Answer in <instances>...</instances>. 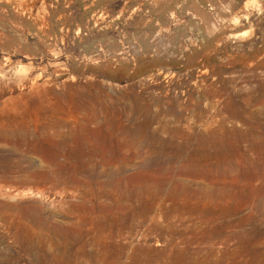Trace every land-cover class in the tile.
<instances>
[{"label": "rangeland", "instance_id": "374dc122", "mask_svg": "<svg viewBox=\"0 0 264 264\" xmlns=\"http://www.w3.org/2000/svg\"><path fill=\"white\" fill-rule=\"evenodd\" d=\"M175 252L264 264V0H0V264Z\"/></svg>", "mask_w": 264, "mask_h": 264}, {"label": "bare ground", "instance_id": "6f19581e", "mask_svg": "<svg viewBox=\"0 0 264 264\" xmlns=\"http://www.w3.org/2000/svg\"><path fill=\"white\" fill-rule=\"evenodd\" d=\"M137 147H140L139 149L138 148H136V152L138 153L139 151L141 152V151H144V152H148V153H150V149H144L142 146H140L139 144L137 145ZM152 151V150H151ZM151 154V153H150ZM221 156V155H220ZM157 157V156H156ZM155 157V158H156ZM176 157V156H175ZM213 158V157H212ZM246 158H248V155L246 156ZM157 160V159H156ZM220 160H221V158H220ZM151 162V161H150ZM173 162V161H172ZM96 189V188H95ZM113 190H115V189H113ZM95 191V190H94ZM117 191V190H116ZM115 191V192H116ZM120 191H121V189H120ZM88 192V191H87ZM129 192V191H128ZM94 193V192H93ZM125 193V192H124ZM90 194V193H89ZM96 194V193H95ZM101 195H110V193H109V191H102L101 193H100ZM113 194V193H112ZM121 194V193H120ZM128 194V193H127ZM138 194V193H137ZM92 195V194H91ZM116 195V194H115ZM130 195V194H129ZM133 195V194H132ZM120 196V195H119ZM131 196V195H130ZM90 197V196H89ZM116 197V196H115ZM135 197H136V195H135ZM91 198V197H90ZM117 199V198H116ZM130 199V198H129ZM115 200V199H114ZM173 200V199H172ZM117 201V200H116ZM130 208H133L134 209V206H131ZM127 212H129V211H127ZM136 212V211H135ZM124 214V213H123ZM135 214H137V213H135ZM141 214H143V213H141ZM94 216V215H93ZM98 216V215H97ZM99 217V216H98ZM94 219V218H93ZM97 219V218H96ZM99 220V219H98ZM105 220V219H104ZM113 221V220H112ZM100 222V221H99ZM108 222V221H107ZM107 222L105 221V223L107 224ZM94 223V222H93ZM102 223V222H101ZM100 224V223H99ZM115 224V223H114ZM117 224V223H116ZM108 225H109V223H108ZM111 225V224H110ZM105 227V226H104ZM103 227V225H98L97 227H96V229L98 230V232L101 230V229H103L104 228ZM115 227V226H114ZM120 227V226H119ZM130 227V226H129ZM90 228V227H89ZM111 228V227H110ZM118 228V227H117ZM107 229V228H106ZM95 232H97V231H95ZM108 232V231H107ZM101 235H102V233H100ZM90 235H91V233H90ZM106 235V234H105ZM104 236V235H103ZM110 237V236H109ZM190 237V236H189ZM113 239V238H112ZM116 239V238H115ZM187 240V239H186ZM100 241V240H99ZM194 241V240H193ZM105 242H106V240H105ZM76 244V243H75ZM80 244V243H79ZM112 244V243H111ZM188 244H189V242H188ZM85 245V244H84ZM80 246V245H79ZM182 247V246H181ZM183 248V247H182ZM83 249V248H82ZM87 249V248H86ZM179 251H181V250H179ZM173 253V252H172ZM173 256L175 257V259H176V263H178V264H184V261L182 262V260H183V258H182V254L180 253V252H175L174 254H173ZM172 260V259H171ZM222 260V259H221ZM112 261V260H111ZM175 261V260H174ZM171 262V261H170ZM187 262V261H186ZM191 262V261H190ZM99 263H100V261H99ZM109 263V262H108ZM204 263V262H203ZM186 264V263H185ZM216 264V263H215Z\"/></svg>", "mask_w": 264, "mask_h": 264}]
</instances>
